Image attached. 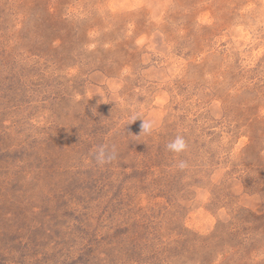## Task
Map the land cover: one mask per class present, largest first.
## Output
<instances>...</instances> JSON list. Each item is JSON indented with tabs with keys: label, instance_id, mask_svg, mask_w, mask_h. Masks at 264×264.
Returning a JSON list of instances; mask_svg holds the SVG:
<instances>
[{
	"label": "rangeland",
	"instance_id": "374dc122",
	"mask_svg": "<svg viewBox=\"0 0 264 264\" xmlns=\"http://www.w3.org/2000/svg\"><path fill=\"white\" fill-rule=\"evenodd\" d=\"M0 264H264V0H0Z\"/></svg>",
	"mask_w": 264,
	"mask_h": 264
},
{
	"label": "clouds",
	"instance_id": "9594fccd",
	"mask_svg": "<svg viewBox=\"0 0 264 264\" xmlns=\"http://www.w3.org/2000/svg\"><path fill=\"white\" fill-rule=\"evenodd\" d=\"M102 97V96H101ZM92 98V97H91ZM142 119V133L151 135L156 128V122L153 119L145 118L144 115L140 112H133L130 121L134 122L137 119ZM131 124V123H130ZM189 145L183 135H176L173 140H171L166 145V149L174 153L176 156L181 154H186L188 151ZM95 162L98 166H105L110 164L116 158V152L114 148H109L107 145L97 146L95 152L93 153ZM176 167L183 170L188 167L186 160H179L176 164Z\"/></svg>",
	"mask_w": 264,
	"mask_h": 264
}]
</instances>
